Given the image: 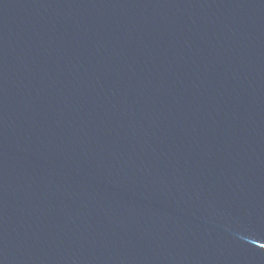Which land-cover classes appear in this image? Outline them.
Masks as SVG:
<instances>
[{
  "label": "water",
  "instance_id": "obj_1",
  "mask_svg": "<svg viewBox=\"0 0 264 264\" xmlns=\"http://www.w3.org/2000/svg\"><path fill=\"white\" fill-rule=\"evenodd\" d=\"M0 264H264V0H0Z\"/></svg>",
  "mask_w": 264,
  "mask_h": 264
}]
</instances>
